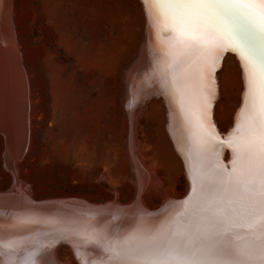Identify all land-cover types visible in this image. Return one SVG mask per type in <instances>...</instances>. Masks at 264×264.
Masks as SVG:
<instances>
[{
    "label": "rangeland",
    "instance_id": "rangeland-1",
    "mask_svg": "<svg viewBox=\"0 0 264 264\" xmlns=\"http://www.w3.org/2000/svg\"><path fill=\"white\" fill-rule=\"evenodd\" d=\"M11 1L28 84L29 130L23 154L12 162L0 132V189L13 184L14 193L22 190L34 199L69 196L94 203H129L140 196L148 209L163 203L165 193L187 195L188 179L170 145L160 99L148 101L134 123L122 101L124 70L137 56L145 30L139 0ZM217 78L214 117L224 132L242 89L233 54L223 60ZM80 92L91 107L89 121L77 117ZM130 130L138 161L159 187L139 196L127 159ZM56 252L59 260L78 264L69 245H58Z\"/></svg>",
    "mask_w": 264,
    "mask_h": 264
},
{
    "label": "snow or ice",
    "instance_id": "snow-or-ice-1",
    "mask_svg": "<svg viewBox=\"0 0 264 264\" xmlns=\"http://www.w3.org/2000/svg\"><path fill=\"white\" fill-rule=\"evenodd\" d=\"M143 2L149 22H162L174 33L176 51L167 67L180 65L201 89L202 104L186 109L172 76L190 129L184 153L191 162L188 196L168 201L156 213L137 209L127 227L120 225L128 219L123 210L112 216L115 227H93L71 217L15 216L11 229L43 224L48 231L7 238L0 225V256L6 255L9 264H43L60 243L72 245L78 264H264V0ZM218 48L238 54L245 78L242 106L226 139L214 131L209 119L213 97L202 91L204 70L214 71ZM220 146L231 149L230 169L219 160ZM88 230L91 237L82 247L94 245L97 254L82 258L71 237Z\"/></svg>",
    "mask_w": 264,
    "mask_h": 264
},
{
    "label": "bare ground",
    "instance_id": "bare-ground-1",
    "mask_svg": "<svg viewBox=\"0 0 264 264\" xmlns=\"http://www.w3.org/2000/svg\"><path fill=\"white\" fill-rule=\"evenodd\" d=\"M11 2H12L11 0H0V132L4 133L6 141L8 143L7 151H9V155L11 157V159L8 157L10 159L9 161H11L12 158L13 159L17 158L21 154H23V151L28 141V130H29V115H28L29 100L27 98L28 84L25 76V70L22 66L20 55L18 52V44H17L18 35L15 29L13 18H11L12 13L10 12V9L12 8ZM139 2L143 14V22H144L145 30L143 32V39L137 56L134 57V59L126 66L124 70V79H123L124 91H123L122 101L125 107V111L128 115L129 121L132 122L133 119L137 117L136 115H138L140 109L148 101L152 99V98L149 99L150 97L152 96L157 97L159 94L162 95L161 96L162 98L160 97L158 99H160L165 113L164 115H165L166 133L170 145L173 151L178 155L180 163L182 164L188 179L187 181L188 192L187 195L184 196L185 198L186 196H188L191 190V182L189 177V169L191 166V162L186 160V157L184 155V153L187 152L189 146L188 135L190 129L186 125L184 120V114L180 110V104H179L180 93L175 92L172 88V84H173L172 76L173 74L177 76L176 85L183 92L184 106L186 109L187 108L194 109L197 106L198 101L202 104V99L200 96L201 89L198 85H194L191 80L187 79L185 75L180 72V67H181L180 65H177L175 67V70L169 69L167 67V65L171 63L173 54L176 51L175 48L173 47V41H172V37L174 36V33L171 29L166 28L162 22H159L155 19H153L150 23L147 14V9L143 0H139ZM145 17H146V23H145ZM222 50L223 48L217 49L218 55L216 57L215 67L217 66L220 56L223 53ZM229 54H233V57L236 60L237 65L239 67L240 75L242 72L241 87L242 89L244 88L245 91L244 71L240 58L238 60V58L235 56L234 53L227 52L224 55L222 62ZM92 60L94 59L92 58ZM217 75H218V71H216L214 74L213 71H210L208 69L204 70V80H203L204 87L202 91L213 97L210 101L211 106L212 103L214 104L210 109L209 119L211 120V123L215 125L214 128L215 133L219 134V132L221 131L219 130L217 122L214 117L215 106H216V102L218 101L217 99L219 97V90H218L219 81L217 80L218 79ZM162 84L164 85L163 90H166L169 93L167 98L163 94V90L161 88ZM244 91L240 95L241 97L239 100V104L241 101V106H242V98ZM80 94L81 95H79V103L76 104L77 117L79 116V119L82 121L83 120L89 121L90 120L89 109L91 107L90 106H89L90 108L87 107L88 105L85 104L81 92ZM241 106L237 108L234 114V126ZM232 121H233V116H232ZM131 122L129 126L133 125L131 124ZM132 123H134V121ZM234 126L232 127V129L234 128ZM232 129L230 130V132L226 134L224 139H226L229 136V134L232 132ZM132 133L134 135V132H131L130 130L129 133L130 139H129L128 147L126 146L127 148L126 151L128 154L127 159L129 158L128 160L130 162L131 175L136 183V188L139 196L140 193H142L149 187L157 188L158 182H156L152 176L148 175L144 171L142 164H140V160L138 161L137 152H135L136 146H134L135 140H133ZM223 149L224 146H220L219 160L222 162L224 167L230 169L231 168L230 160L232 155L231 149H229V151L226 154V156L229 157L227 160L225 156L222 157ZM186 164L189 165V168H186ZM12 187L13 184L7 190L0 189V213H2L0 214V225L4 227V231L7 238H18L19 236L30 237L33 232L43 233L48 231L47 227L43 224L29 225L27 230L11 229L9 228V225L13 223L12 218L15 216H30L35 214L37 217L40 218L48 217V216H53L57 218L71 217L74 219L79 218L83 223L89 224L93 227L96 226L97 224H110V226L115 227L117 225V222L113 221L112 216L114 213H117L119 210H123L127 212L128 219L121 221L120 225L122 227H127L131 223V217L136 213L137 209H143L146 212L149 210L145 205H143V203L139 201L141 200L139 199L140 196L137 198V200L135 198V201L132 200L129 203H122V204H119L116 201L94 203L88 201L85 198H81V197L74 198L69 196L50 197L49 199L51 198H58V199L49 200V202H44L42 204H36L32 202L34 196L32 198V196H30L27 192L22 190L20 191L19 194L14 193L13 190H11ZM15 190H17V188ZM165 194L167 195V193ZM166 195L162 201L163 205H165L168 201H176L174 200L175 198H170ZM184 198H182L181 200H183ZM156 212L157 211H153L150 213H156ZM96 213H101L102 215L96 216ZM155 222L158 223L159 221L157 220ZM91 234H92L91 230H88V231H82L80 232L79 235L71 237L73 243H76L78 247H81L82 258H84L85 255L89 257H96L97 250L94 245H90V244L87 245L86 251L82 247L91 237ZM61 244L62 245L67 244L73 250V247L70 243H60L59 245L61 246ZM57 246L54 249H50L49 253L43 257V264H70L67 261L59 260L58 255H56ZM31 250L32 249L29 248V251ZM0 261H2L3 264H9L6 255L0 256Z\"/></svg>",
    "mask_w": 264,
    "mask_h": 264
},
{
    "label": "water",
    "instance_id": "water-1",
    "mask_svg": "<svg viewBox=\"0 0 264 264\" xmlns=\"http://www.w3.org/2000/svg\"><path fill=\"white\" fill-rule=\"evenodd\" d=\"M142 5V4H141ZM144 6V5H143ZM143 11H144V8H143ZM145 14V13H144ZM145 23H146V17H145ZM140 40H141V38H140ZM139 47V46H138ZM137 50H138V48L136 49V52H137ZM222 54H221V56H220V59H219V61H218V64H217V66L216 67H214V71H213V73L215 74V72L216 71H218L220 68H221V66H222V59H223V57H224V55L227 53V52H232V53H234L235 54V56L238 58V60H239V56H238V54L236 53V52H233V51H224V50H222ZM131 60H132V58H131ZM130 60V61H131ZM130 61L128 62V63H130ZM241 76H242V72H241ZM244 91V88L240 91V95H241V93ZM162 95L161 94H159L157 97H150L149 99H151V98H160ZM162 98V97H161ZM213 104L214 103H212V106H213ZM212 106H211V108H212ZM241 106V101H240V104L236 107V110H237V108H239ZM236 110H235V112H236ZM235 112H234V114H235ZM212 114V113H211ZM234 114H233V121H232V124H230L228 127H227V130L226 131H224V132H219V136H220V138L221 139H224V137L226 136V134L228 133V132H230V130L232 129V127L234 126ZM229 151V148H227L226 146H224V149H223V155H222V157L223 156H225V158H226V160L229 158V157H227L226 156V154H227V152ZM185 194H186V192L181 196V197H179V198H175L174 200H176V201H178V200H181L182 198H184V196H185ZM74 198H76V197H74ZM55 199H58V198H51V199H47V198H43V199H39V200H34V199H32V202L33 203H36V204H42V203H44V202H49V200H55ZM129 205V204H128ZM130 205H132V204H130ZM163 204L160 202L159 203V205L157 206V207H155V208H152V209H149L147 212H153V211H157V210H159L160 208H161V206H162Z\"/></svg>",
    "mask_w": 264,
    "mask_h": 264
}]
</instances>
